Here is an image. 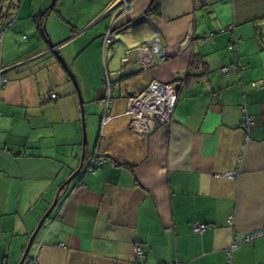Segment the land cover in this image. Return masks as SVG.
Segmentation results:
<instances>
[{
	"label": "crops",
	"instance_id": "1",
	"mask_svg": "<svg viewBox=\"0 0 264 264\" xmlns=\"http://www.w3.org/2000/svg\"><path fill=\"white\" fill-rule=\"evenodd\" d=\"M52 1L1 5L17 18L0 21V264H19L81 162L27 259L43 240L40 264H264V0H133L126 14L117 0ZM156 34L169 56L144 67ZM154 80L176 84L178 103L141 135L126 97Z\"/></svg>",
	"mask_w": 264,
	"mask_h": 264
},
{
	"label": "built area",
	"instance_id": "2",
	"mask_svg": "<svg viewBox=\"0 0 264 264\" xmlns=\"http://www.w3.org/2000/svg\"><path fill=\"white\" fill-rule=\"evenodd\" d=\"M122 11V13L126 14L130 12L134 8L133 0H117V3ZM14 17L11 18L10 24L13 23ZM230 30H234L233 27L229 28ZM234 32V31H233ZM118 40L117 34L115 32V23H112L106 30L104 35V47H107ZM239 40L236 39V43ZM230 48L234 47V43H230ZM1 50V46H0ZM140 60L144 67L152 66L155 61L154 57L158 58L160 61L167 59L168 54L164 48L162 43V38L160 34H156L145 41L143 46L141 47ZM223 71H229V67H224ZM2 74V70H0V75ZM8 81L7 76L1 77V85H5ZM53 98H56V94H52ZM178 103V90L177 86L174 83H165L158 80L152 81L141 93L126 97V113L130 116V129L133 132H136L141 135H146L152 132L153 130L166 126L171 122L175 108ZM242 109L245 111V106H242ZM107 119H110L107 114L103 118L102 123L104 124ZM252 122V118L250 115H247L246 124H250ZM104 161L103 156L99 152H96L86 166V171H97ZM229 176H232L233 173L228 172ZM231 219V218H230ZM208 227L207 223L204 222H194L193 229L194 231L200 232L205 230ZM263 232L260 230L253 234H249L246 236L244 241H249L255 239L256 237L262 235ZM43 245V240L38 244L37 250L35 253L31 255L25 262V264H40V256L38 250L41 249ZM239 246L238 241L233 243L228 254L231 255V252ZM135 250L138 254L143 255L145 253L144 248L137 244Z\"/></svg>",
	"mask_w": 264,
	"mask_h": 264
},
{
	"label": "water",
	"instance_id": "3",
	"mask_svg": "<svg viewBox=\"0 0 264 264\" xmlns=\"http://www.w3.org/2000/svg\"><path fill=\"white\" fill-rule=\"evenodd\" d=\"M54 1H52V3L50 4V7L53 6L54 4ZM50 44L52 47H54V43L52 41H50ZM58 54V56L60 57L61 61L63 62V64L66 66V62L64 61V59L62 58L61 55H59L58 52H56ZM177 86V85H176ZM82 167H83V162H81L80 166L78 167V169L68 177V179L64 182V184H62L59 188V191H58V194L59 192L66 186L68 185L82 170ZM58 201H59V196H57L55 198V200L53 201V203L51 204L50 208L47 210V212L42 216V218L40 219L36 229L34 230V232L31 234L30 236V239H29V242H28V245L25 249V252L23 254V257L22 259L20 260L19 264H25V261L30 253V250L32 248V245L37 237V235L39 234L41 228L43 227L45 221L47 220L48 217H50L51 213L53 212V210L55 209V207L57 206L58 204Z\"/></svg>",
	"mask_w": 264,
	"mask_h": 264
},
{
	"label": "trees",
	"instance_id": "4",
	"mask_svg": "<svg viewBox=\"0 0 264 264\" xmlns=\"http://www.w3.org/2000/svg\"><path fill=\"white\" fill-rule=\"evenodd\" d=\"M4 2V0H0V21L4 24V25H8L9 23H10V20H11V18L12 17H14V19L16 20V18H17V14L15 13V12H12L11 10H8V11H6V10H4V8H3V6H1L2 5V3ZM158 7V0H153L152 1V3H151V5H150V10H155L156 8ZM14 20V21H15ZM13 21V22H14ZM38 26H39V28L42 30V32L44 33V34H46V28H45V25H44V21H42V22H40L39 24H38ZM110 26V25H109ZM108 26V27H109ZM107 27V28H108ZM2 76H4L3 74L2 75H0V82H1V77ZM8 81H9V79H8ZM7 81V82H8ZM7 84V83H6ZM177 89H178V87H177ZM66 187V186H65ZM62 191L63 190H61V192H60V194H59V197H60V195H61V193H62Z\"/></svg>",
	"mask_w": 264,
	"mask_h": 264
},
{
	"label": "rangeland",
	"instance_id": "5",
	"mask_svg": "<svg viewBox=\"0 0 264 264\" xmlns=\"http://www.w3.org/2000/svg\"><path fill=\"white\" fill-rule=\"evenodd\" d=\"M49 220H50V218H48V219L45 221V223H44L43 227L41 228V230H40V232H39V234H38V236H40V235H41V233H42V232L45 230V228H46V226H47V224H48Z\"/></svg>",
	"mask_w": 264,
	"mask_h": 264
}]
</instances>
